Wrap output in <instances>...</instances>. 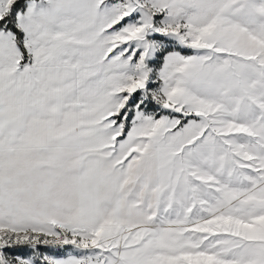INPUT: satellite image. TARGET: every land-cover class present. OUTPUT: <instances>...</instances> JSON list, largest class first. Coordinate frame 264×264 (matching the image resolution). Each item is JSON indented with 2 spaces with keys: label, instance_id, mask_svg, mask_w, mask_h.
Returning <instances> with one entry per match:
<instances>
[{
  "label": "snow or ice",
  "instance_id": "1",
  "mask_svg": "<svg viewBox=\"0 0 264 264\" xmlns=\"http://www.w3.org/2000/svg\"><path fill=\"white\" fill-rule=\"evenodd\" d=\"M0 264H264V0H0Z\"/></svg>",
  "mask_w": 264,
  "mask_h": 264
}]
</instances>
